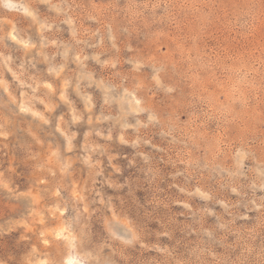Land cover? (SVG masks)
Listing matches in <instances>:
<instances>
[{"label": "rangeland", "instance_id": "374dc122", "mask_svg": "<svg viewBox=\"0 0 264 264\" xmlns=\"http://www.w3.org/2000/svg\"><path fill=\"white\" fill-rule=\"evenodd\" d=\"M12 2L0 264H264V0Z\"/></svg>", "mask_w": 264, "mask_h": 264}, {"label": "clouds", "instance_id": "9594fccd", "mask_svg": "<svg viewBox=\"0 0 264 264\" xmlns=\"http://www.w3.org/2000/svg\"><path fill=\"white\" fill-rule=\"evenodd\" d=\"M0 6L6 9L22 12L24 15H31L28 8L23 4V2L15 3L12 2V0H0ZM23 110H27V109H23ZM69 264H71V262H69Z\"/></svg>", "mask_w": 264, "mask_h": 264}, {"label": "bare ground", "instance_id": "6f19581e", "mask_svg": "<svg viewBox=\"0 0 264 264\" xmlns=\"http://www.w3.org/2000/svg\"><path fill=\"white\" fill-rule=\"evenodd\" d=\"M71 262V264H82L77 258H70L68 263Z\"/></svg>", "mask_w": 264, "mask_h": 264}]
</instances>
